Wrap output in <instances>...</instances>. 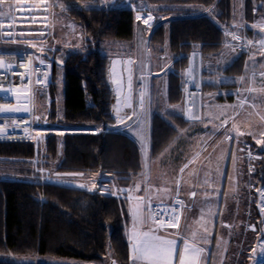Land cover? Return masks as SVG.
Returning <instances> with one entry per match:
<instances>
[{
    "label": "trees",
    "instance_id": "obj_1",
    "mask_svg": "<svg viewBox=\"0 0 264 264\" xmlns=\"http://www.w3.org/2000/svg\"><path fill=\"white\" fill-rule=\"evenodd\" d=\"M58 1L62 3L61 11L79 24L91 41L87 51H70L53 61V80L57 72L64 80L58 121L67 127L90 125L101 130L99 133L65 132L61 137V152L58 135L49 134L46 157L57 162L58 172L107 173L113 179L128 182L142 170L141 150L127 131L112 125L121 122L116 111L118 99L121 101L119 116L126 118L131 111L124 107L123 101L131 97L127 81L131 75L133 87L132 63H128L132 59L129 54L103 52L100 42L130 40L138 25L134 10L120 5L118 0ZM147 1L160 4L155 12L165 17L152 28L149 40L158 46L169 40L171 51L178 57L174 69L187 63L196 43L205 53L218 51L237 18L233 0ZM243 17L248 22L264 18V0H243ZM243 30L254 40L258 37L251 26ZM244 62V54L240 52L232 57L225 72L237 75ZM120 78L125 85L123 92L112 82ZM181 93L175 71L170 74L168 95L176 100ZM128 102L131 103V98ZM55 117L56 104L52 100L50 119L53 121ZM186 123L179 115L165 116L152 111L150 157L159 154ZM36 155L32 141H0V169L16 173V176L0 177V253L8 255L0 257V264H51L19 260L31 254L98 262L114 258L118 264H124L129 254L124 231L125 201L101 192L100 187L27 178ZM252 177L256 202L257 189L264 188V151ZM255 213L261 216V208H256Z\"/></svg>",
    "mask_w": 264,
    "mask_h": 264
},
{
    "label": "crops",
    "instance_id": "obj_2",
    "mask_svg": "<svg viewBox=\"0 0 264 264\" xmlns=\"http://www.w3.org/2000/svg\"><path fill=\"white\" fill-rule=\"evenodd\" d=\"M238 3V11L236 12L238 19L236 18V22L232 24L233 27L228 29L226 38L218 51L205 53L201 45L196 43L188 55L187 63L174 69L173 61L175 57L172 59L173 52L168 45H166L167 48L162 45L157 48V57L160 61L166 59L164 64H150V59L147 61L148 65H144L145 73L141 74L142 72L139 71L133 73V82L135 85L138 84V78L140 81L143 75L149 77L152 111L156 110L165 116L176 114L187 121L184 126L179 128L178 133L170 143L155 157H151L153 165L150 166L146 160H143L142 170L128 182L113 179L107 173L87 174L76 172L69 173L76 175L66 176L69 178L67 180L72 183L70 185H84L85 188H92V185L95 184L96 187L102 188L101 192L115 193L114 195L125 201L126 221L124 231L129 254L124 264H133L132 236L134 225L132 208L137 203H141L145 214V223L138 226L137 230L144 232L152 228L155 230L156 235L167 240L175 241L176 254L172 258V264H179V254L184 249L185 240L188 241L189 245L195 244L196 247L204 249V253L200 256L198 264H226L229 262L225 258V251L221 252L220 249L230 246L232 241L231 236H233V233H235V236L240 227L231 226L227 220L229 221L235 215V212H238L239 205L243 208L242 212L247 216L245 210L247 209L248 194L253 197V191H247V189L245 190L242 187L244 185L242 177H248V175L244 165L243 151H241V140L242 138L249 139L251 133H249L245 124H241V120L248 121L251 119V112L247 110L249 106L248 101L252 102H250V105H254L256 111L260 113V116L264 115V92L259 91L261 88H264V76L260 74L264 69L260 65L249 67L247 63H244L241 71L237 75L227 74L225 72V68L232 60V56L235 57L240 52L242 53V51L248 52L245 47L242 48L243 44H240L243 39L247 37L248 40H251V43L260 42L261 39H264V30H262L264 24L261 23L264 22V18L255 19L252 22L246 21L243 17V0H240ZM4 7L6 9H0L1 19L8 18L6 3ZM59 10L53 9V38L47 44L45 50L53 60L57 58L61 59L62 56H65L70 51L85 52L91 42L83 28L65 15L61 9ZM149 14L153 16V20L150 21L151 27L145 25L143 19L137 20L138 15L146 18ZM134 16L138 23L135 33L139 29L144 30L143 28H148L149 30L158 21L165 19V17H159L149 11L134 12ZM253 25H257V27H253ZM247 26L255 28V31L257 33L260 32L262 37L258 34L256 40H254L251 35L244 33L243 29ZM233 34L238 39H233ZM2 45H6L5 47H9V49L6 52H1L0 50L1 53L16 52L22 49L20 45L7 42L2 43L0 48ZM236 45L240 47V50L237 49L238 52L231 50ZM100 48L105 53L115 54V52L111 53L110 51H115V40H102L100 42ZM166 49L167 51H165ZM130 50V53L124 54H131L132 66L134 67V64L138 61V52L133 53L132 49ZM256 52L263 54L264 50L258 49ZM248 53H243L245 62L248 58ZM152 56L151 48L146 52L144 57L146 60V58H151ZM0 60L3 62V65L0 66H4L5 61L1 58ZM170 60L172 63H169ZM175 71L179 76L180 90L182 92L179 99L176 100L173 96L168 95L170 74H174ZM187 75L191 76L192 85L199 90L197 104L195 101L187 100L181 89L183 86V77ZM53 83L52 78V84L49 88H34L32 106L35 103L37 107L39 105V108H42L44 106L42 100H45L44 102L48 105L49 99L47 96H53ZM197 85L199 86L197 87ZM247 88H255L257 91L248 92L246 90ZM235 90H240L241 98L233 96ZM53 98L55 99L53 96L51 101ZM51 101L49 103L50 109ZM241 101H244L243 106H241ZM235 103L237 114L234 120L235 127H233V123L228 122V119L231 110L233 111L232 106ZM137 108L136 101H133L132 110L129 114L131 117L133 116V111L137 110ZM47 110L49 111L48 107ZM46 113H43L42 120L44 116L46 117ZM194 115H198L199 119L189 118ZM219 118L221 120L223 119V121L216 124L215 120L217 121ZM209 120L212 121L211 124L203 126ZM125 122L126 124L124 125L127 127L126 129L130 136L132 135L131 133H134V135L141 137V130L143 128L142 126L137 127L135 125L137 121L134 120L131 122L130 119H124L123 122H119L118 124ZM190 123H196V125L193 126ZM112 126L115 127V124ZM89 127L90 125L70 126L72 129L69 131L81 132ZM129 129L132 131L130 132ZM240 133H243V135ZM166 153H168L169 158L167 162L163 163L161 159L164 158ZM166 167L170 169V172H165ZM36 172L37 174L42 173L41 170H37ZM47 173L49 175V172ZM54 173L59 172L54 171ZM41 175L43 176V174ZM167 175L170 178H166L165 180L164 178ZM60 177L62 176L52 178V180L56 181ZM39 179L41 178L39 177ZM206 180L207 183H205ZM137 185L139 186L138 188ZM259 189L260 187L257 189L259 194L258 203L261 199ZM192 192H195L196 195L192 196ZM175 195L182 196L188 207L185 209L181 224L176 231L161 230L151 219L147 218V208L151 203L168 202ZM138 198L140 199L138 200ZM209 208H211V215H209ZM198 221L203 224V227L197 223ZM148 222L152 223V227L148 225ZM205 228L209 230L207 243L201 238L206 234L204 232ZM197 229L199 230L198 235L193 240L192 232ZM229 234L230 237L227 239L226 236H229ZM239 239L234 240V242H240L242 244L243 241L241 238ZM219 254L221 255L219 256ZM212 256H214L213 261L211 259ZM185 264H191L190 251L185 254Z\"/></svg>",
    "mask_w": 264,
    "mask_h": 264
},
{
    "label": "rangeland",
    "instance_id": "obj_3",
    "mask_svg": "<svg viewBox=\"0 0 264 264\" xmlns=\"http://www.w3.org/2000/svg\"><path fill=\"white\" fill-rule=\"evenodd\" d=\"M51 1L53 3L55 10L61 9L62 3L60 1H58V0H51ZM103 1L107 3L109 0H103ZM238 2H240V0H233L235 13L238 11V4H239ZM118 3L120 5H127V6L131 7L134 10V12H136V13H140L143 11H149V12H153L155 15H157V13L155 11L160 6V4L158 6V5H155V3H151L147 0H139V2H134L133 0H118ZM158 16L160 17L161 15H158ZM0 17H1V14H0ZM152 28L149 30H148V28H143L144 30H140V29L137 30L136 33H134V36L130 40H127V41L115 39V51L110 50L111 53L115 52V54L130 53V51H131L130 49H132L133 53H136V51L138 52V54H137L138 55V61L136 64H134V67L132 66V73H135L136 71L142 72L141 74L145 73L144 72V70H145L144 65L145 66L148 65L147 61H149L150 59H151L150 64H153V65H157L156 63H158V64L163 63L164 64L166 62V59H164V60L162 59L163 61L159 60V58L157 57L158 56L157 48L159 46L155 45L154 43H152L149 40V34H150ZM258 34L260 37H262V34L260 32H258ZM255 37H257V36H255ZM249 41H251V40H248L246 37V39H243V41L240 42V44H243L242 48L245 47V49H247L249 52L248 53V52L242 51V53H244V54L248 53L247 54L248 58H247L246 62H244V63H247L249 65V67H252L255 65H260V66L264 65V53L262 54L261 52H256V50H258V49L264 50V47L261 46L260 42L249 43ZM163 45L165 48H167L166 45L169 46V40L168 39L165 40ZM5 46L6 45H2V47L0 48L1 52H6V50L9 49V47H5ZM151 48H152L153 56L151 58H146V60H145L144 56L146 55V52L149 51V49H151ZM239 48L240 47H238L236 45V47H234V49H231V50L238 52L237 49H239ZM139 51H140V53H139ZM165 51H167V49ZM259 54H262V55H259ZM129 55L131 56V54H129ZM172 55H173L172 59L175 57L174 61H173V64H174L175 60L178 57H176V55H174V54H172ZM232 57H234V56H232ZM131 58H132V56H131ZM171 60L169 63H172ZM0 65H3L2 60H0ZM173 67H174V65H173ZM135 76H136V74H135ZM185 77H189V80L192 84L191 76L187 75ZM183 79H184V77H183ZM53 82H54L53 83V85H54L53 96L55 97V99L54 98L53 99L55 100V102L57 104L55 119L53 121L50 119L51 109L49 108V103H50L51 98L53 96H51V95L47 96V98L49 99L48 105L44 102L45 100H42V103L44 105L42 107L43 109L39 108L38 104H37L38 105V107H37L35 105V103H34V106H32V108H33L32 109L33 110L32 123L35 127V132L33 134V139L31 141L34 142V144L36 146V154L37 155L32 161L33 165L30 166V170L32 171V173L26 175V177L31 178V179H39V177H40L41 179H44V180H49V178H51L50 180H52V178L58 177L57 174H60L59 176H62L59 178V181L61 180L60 182L65 183V184H72L71 182H69V180H67L69 178L66 177V176H69L70 174L69 173H63V172L54 173V171H56L55 167H56L57 162L46 157L45 143H46L47 136L49 134H52V133H55L56 135H58V137H59V151L61 152V147H62L61 146V137L65 132L72 129L70 127L68 128L67 126L62 125L58 121L61 118L62 98H63V88H64V80H63L62 74L60 72L56 73ZM137 82H138L137 85H135L133 82V87H132V91H131V105H132L133 101H136L138 108H137V110H135V114L132 116L130 121L131 122H133L134 120L137 121V122H135L136 123L135 125L137 127L142 126L143 130H141V137L134 135V133H131L132 134L131 136L133 139L136 138L135 141L138 143L139 148L141 150L142 161L146 160V162L148 164H150V166H152L153 164L151 161V157H149L150 155H149V145H148L149 144V131H150L149 130L150 118H151V113H152V110H151V108H152L151 107L152 96H151V91H150V86H149V77H146V75H143L141 77L140 81L138 78ZM141 93H144V95H145V104H144L143 108H141L140 104H139V99H140ZM238 93H239V95H238ZM198 96H199V93H197L196 95H193L190 100L195 101L197 104V101H198L197 97ZM233 96L241 98L240 90H235V94ZM192 99H194V100H192ZM237 100H239V99H237ZM250 102L251 101H248L249 106H248L247 110H250V112H251V115L249 114L251 119L248 121H244V119H243V120H241V124L246 125V128H248V131H249V133H251V135H250L249 139L242 138L241 147L243 148V144H249L250 147L252 148L255 156H256L254 163L255 162L257 163V160L261 159V156H262L263 151H264V144H257L256 143L257 139L264 141V135H261V132H264V121H261L260 113L256 111V108L254 107V105H252V104L250 105ZM235 106H236V103L233 104V106H232L233 111L231 110L230 115H229V119H228V122L230 121L231 123H233V125H235L234 120H235L236 114H237ZM47 107H48L49 111L47 110ZM131 110H132V107H131ZM23 112L24 111H21L18 113H23ZM44 112L45 113L47 112V113H46V117L44 116V118L42 120ZM9 113L13 114V112H9ZM130 113H131V111H130ZM34 117H35V119H34ZM125 119H127V117ZM220 121H223V119L221 120L219 118L217 121L215 120V123L218 124ZM126 122H128V121H126ZM126 122L121 123V124L116 123L115 128L127 131V129H126L127 127L124 125V124H126ZM211 122L212 121L209 120L207 123L205 122L203 126H205L206 124H211ZM190 125L194 126V125H196V123H190ZM96 127L101 130V128L99 126H90L88 129H85V130H88V132H92V130ZM85 130H82V131H85ZM129 131L131 132L132 130L129 129ZM238 145H240V144L238 143ZM242 154H243V157L245 160L244 165L246 168V159L244 156V152H242ZM168 156H169L168 153H166L164 155V158L161 159V161L163 163L167 162L168 158H169ZM165 166H166V164H165ZM168 169L169 168L166 167L165 172H167V173L170 172V169H169V171H168ZM37 170H41L42 173L37 174V172H36ZM47 172H49V175ZM56 172H58V171H56ZM252 172H248L246 170L248 177H244V176L242 177L243 183H244V185L242 187H244L245 190L247 189V191L253 190L251 188L249 189V181H250V179L253 180V177H252L253 173ZM41 174H43V176ZM4 176H16V173L10 169H0V177H4ZM166 178H170V177L167 175V176H165L164 179L166 180ZM52 181H54V180H52ZM259 190H260V194H261L260 195L261 199L259 201V207L262 209V208H264V196H262V191H264V188H260ZM242 192H243V188H242ZM248 196H249L248 197V203L246 204L247 209L245 210L247 213V216L245 215L244 212H242L243 208L239 205L238 206V212H235V215H233V217L230 218L229 221L227 220L228 224H230L231 226L240 227V229H238L235 236H234L235 233H233V236H231L232 241H231L230 246L228 248L225 247L224 249H220L221 252L225 251V253H226L225 258H227V260H229V262L226 264H264V249H262L260 247V245L264 244V211H261V216L257 215L255 212H256L258 200H256V202H255L254 198L251 195L248 194ZM148 225L150 227H152V223L148 222ZM152 230H154V229H152ZM229 237H230V234H229V236L228 235L226 236L227 239H229ZM239 238H241V240L243 241L244 244L243 243L241 244L240 242H234V240H237ZM220 255L221 254H219V256ZM0 257H8V255L0 253ZM211 259L213 261L214 256H212ZM19 260L21 262H25V263L26 262L27 263L46 262V263H51V264H57V262H58V264H101V263L102 264H109V261H106V262L105 261L104 262L86 261V260H81V259H76V258L46 256V255H33V254L21 256V257H19Z\"/></svg>",
    "mask_w": 264,
    "mask_h": 264
},
{
    "label": "built area",
    "instance_id": "obj_4",
    "mask_svg": "<svg viewBox=\"0 0 264 264\" xmlns=\"http://www.w3.org/2000/svg\"><path fill=\"white\" fill-rule=\"evenodd\" d=\"M5 3L8 9V18H0V45L7 42L20 45L22 49L9 53L0 52V58L5 61L4 66H0V105L7 104L10 108L26 105L28 111L13 114L0 113V128L5 129L4 132H0V141H31L35 132L32 123L34 88L47 89L52 84L54 60L45 50L53 38V3L51 0H2L0 2L1 10L6 9ZM41 60H43V64L40 63ZM44 73H47L46 77ZM38 79L44 82L37 83ZM182 84V91L187 100L191 101L192 96L198 93V89L191 84L189 77H184ZM3 89H9V91ZM99 132L100 129L97 127L92 130V133ZM242 149L246 159V170L254 173L256 156L249 144H243ZM250 168L251 171H249ZM250 188H254L252 179L249 181ZM177 200L183 201V205L176 204ZM149 206L161 211V216L156 218V222L153 220L152 222L159 229L170 231H176L179 228L183 213L188 207L180 195L173 196L168 202L151 203ZM164 208L178 209L176 214L179 216V224L177 227H159L158 222L161 219L165 224L169 219L162 212Z\"/></svg>",
    "mask_w": 264,
    "mask_h": 264
},
{
    "label": "snow or ice",
    "instance_id": "obj_5",
    "mask_svg": "<svg viewBox=\"0 0 264 264\" xmlns=\"http://www.w3.org/2000/svg\"><path fill=\"white\" fill-rule=\"evenodd\" d=\"M0 2H2V0H0ZM143 19V23L149 27H151L152 25L150 24V21L153 20V16L151 14L147 15L146 18H143L141 16H137V20ZM262 24H264V22H261ZM253 27H257V25H253ZM262 30H264V28H262ZM9 38H10V34H9ZM233 39H238V37L236 35H232ZM249 43H251V41H249ZM260 44L262 47H264V39L260 40ZM41 64H43V60L40 61ZM115 63V62H114ZM129 64L132 63L131 60L128 61ZM23 66V65H22ZM262 69H264V65L261 66ZM37 71H39V69H37ZM261 76H264V70L261 71ZM45 77L47 76V73H44ZM243 79V78H242ZM131 75L128 76V81H127V88L129 93L132 90V83H131ZM44 81L42 80H37V83H43ZM114 84L117 85V88L120 89L121 92H123V89L125 87L123 79H114L112 81ZM199 85H197L198 87ZM4 91H9V89H3ZM248 92H253V91H257V89L255 88H247L246 89ZM259 91L264 92V88H261ZM239 95V93H238ZM130 96L125 99L123 101L124 107H128L131 108L132 105L131 103L128 102V100H130ZM17 99H19V96H17ZM121 103V101L118 99L117 100V115L118 118L121 120V122H123V120L125 119L124 116H119V104ZM244 101H241V106H243ZM139 104L140 107L143 108L144 104H145V95L144 93L140 94V99H139ZM27 112L28 111V107L25 105L24 107H13L10 108L8 107L7 104H3L0 105V113L3 112H13V113H18V112ZM191 111V110H189ZM135 114V110L133 111V115ZM131 115L127 116V119H131ZM190 119H199L198 115H194V116H190ZM261 121H264V115L260 116ZM233 127H235V125H233ZM5 129L4 128H0V132H4ZM138 134V133H137ZM241 135H243V133H240ZM261 135H264V132H261ZM231 138V137H228ZM257 144H264V141L257 139L256 140ZM241 151H243V149H241ZM249 155H251L249 153ZM185 167H187V165H185ZM252 169L250 168L249 171H251ZM183 171V169H182ZM60 174H57V176L59 177ZM70 175H76V174H70ZM50 179V178H49ZM55 182H60L59 179H57ZM205 183H207V180L205 181ZM79 187H84V185H79ZM96 185L93 184L92 188H95ZM139 186L137 185V188ZM92 190V189H89ZM111 194H115V193H111ZM192 196H195L196 193L192 192L191 193ZM262 196H264V193H262ZM140 198H138L139 200ZM176 204L178 205H183V201L181 200H177L175 201ZM261 211H264V208L261 209ZM162 212L164 215H167L169 217L167 224H165V222L163 221V219H161L158 223H159V227H177L179 224V216L176 214L178 212V209L176 208H172L171 210L164 208L162 209ZM211 208H209V215H211ZM161 216V211H158L156 209H152L151 206H149V212H148V219L153 220L154 222H156V218ZM132 217H133V225H134V230H133V236H132V260H133V264H172V258L176 252L175 249V241L173 240H167L164 239L161 236H158L155 234V230L149 229V231H144V232H140L137 230L138 226L143 225L145 223V214H144V210L142 208L141 203H137L133 206L132 208ZM198 224L201 225V227H203V224L198 221ZM199 230L197 229L196 231L192 232V238L193 240L196 239L197 235H198ZM204 232L206 233L204 236H202L201 238L204 240L205 243H207V234L209 233V230L207 228L204 229ZM260 247L262 249H264V244L260 245ZM191 252V264H198L199 258L200 256L204 253V249L203 248H199L196 247L195 244L193 245H189L188 241L185 240L184 242V249L180 252L179 254V264H185V254L188 252ZM58 264V262H57Z\"/></svg>",
    "mask_w": 264,
    "mask_h": 264
},
{
    "label": "water",
    "instance_id": "obj_6",
    "mask_svg": "<svg viewBox=\"0 0 264 264\" xmlns=\"http://www.w3.org/2000/svg\"><path fill=\"white\" fill-rule=\"evenodd\" d=\"M259 207V203L257 202V208ZM259 213H260V211H259ZM109 264H118V262L114 259V258H112L110 261H109Z\"/></svg>",
    "mask_w": 264,
    "mask_h": 264
},
{
    "label": "bare ground",
    "instance_id": "obj_7",
    "mask_svg": "<svg viewBox=\"0 0 264 264\" xmlns=\"http://www.w3.org/2000/svg\"><path fill=\"white\" fill-rule=\"evenodd\" d=\"M198 91H199V90H198ZM10 102H12L13 104H16L15 102H13V101H11V100H10Z\"/></svg>",
    "mask_w": 264,
    "mask_h": 264
}]
</instances>
